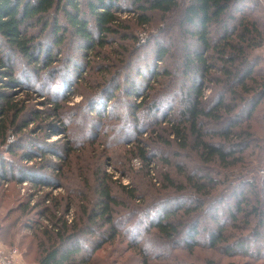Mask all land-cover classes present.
<instances>
[{
  "label": "rangeland",
  "instance_id": "obj_1",
  "mask_svg": "<svg viewBox=\"0 0 264 264\" xmlns=\"http://www.w3.org/2000/svg\"><path fill=\"white\" fill-rule=\"evenodd\" d=\"M260 1L263 7L256 4L253 8L254 3L251 2L247 4V8L252 9L249 13L253 18L259 20V25L264 32V0ZM120 14L122 18H129L131 15L124 12ZM176 16V13H170L165 20L150 27V31L156 30L152 33L155 35L157 32L156 37H150L151 34L147 29L131 22L133 27L126 31L129 37L122 40L119 38L120 36H111L109 45L98 50L99 58H96L98 54L93 58L90 57V63L86 61L87 59L81 58L84 57L81 49L85 48H78V45L82 40L75 38L73 29L70 26L67 27L65 16L60 13L58 21L59 26L65 30V34L62 35L64 43L53 47L52 54L61 58V61L63 58V62L56 59L52 71H36L35 73L25 71L27 65L30 66L27 64L24 68L26 59H23L17 50L10 51L4 43L5 47H2V52L15 64L17 72L27 77V82L31 85L29 88L23 85L6 89L5 82H8V79L4 77L0 81V89L14 94L17 99L25 100L27 104V108L20 118V121L24 120L27 126L24 127L20 135H16L15 131H12L9 134L7 146L0 150V157L10 160L7 170L11 168L12 171H8L5 177H0V225L7 226L5 234L4 232L1 234V230L0 234L6 247H13L10 245L15 242L13 245L19 248L25 258L24 250H21L19 244L23 241L28 245L31 238L36 239L34 229L27 225L34 223L33 226L39 224L40 228L53 227L50 217L42 214L43 207L49 206L52 211L57 212V215L63 214L70 224L75 222L78 231H83L84 234L79 238L84 243L86 242L82 253V257L88 259L86 264H144L141 262L142 253H138V248H141V251L146 250L147 264H264L262 259L254 261L251 256L238 252H227L224 242L218 244L217 247L212 246L208 241V233H206V231L210 232L213 228H217L216 224L220 222H224L225 237L229 238L232 243L238 239V236L244 237L251 233L250 227L254 228L258 220L253 214L247 217L245 210L238 212L236 220L231 224L229 210L230 208L235 209L233 194L237 190L245 191L250 206H254L260 200L264 209V193H262L261 199L257 198L251 188L244 185V180H242L244 177L254 178L258 183L256 184L258 188L264 187V98L251 116L249 114L250 102L245 105L240 104L236 110V113H239L237 119L241 121L238 124L240 125L238 129H248L251 138H253L243 151L239 149L237 154L242 156L243 160L237 166L226 168L218 160L210 161L208 164L191 146L182 148L176 141L167 143L161 139L154 140L148 133L141 136V142L150 159L147 163L135 153V149H130L135 140H140L137 131L142 125H135L132 119L133 103L123 95L124 86L128 80H131L132 84L130 85H133L136 83L135 79L138 78V75L143 77V72L150 70L149 68L152 66H154V70L157 69L158 75L153 79L152 85L160 90L157 101L162 107L158 109L157 113H154L155 110L146 111L147 107H144L141 111L139 110L138 116L140 117L137 119H140L139 121H142L144 125H149L148 131L155 128L157 132L161 133L163 127L159 126V123L154 124L152 119L160 115L159 111L163 112V105L171 103L170 109L166 112H168L167 118L172 120L179 118V112L185 105L186 91L190 88L191 77L194 74H186L184 71L183 57L188 50L193 51L198 47L195 40L185 35L184 30L179 27V20ZM161 24L165 26L164 35L158 32V27ZM91 30L93 33L95 31L96 35V30L93 27ZM29 31L37 37V43L42 41L40 44L43 47L44 40L49 42L55 40L53 34L50 33L51 27L45 30L42 25H37ZM211 35L216 41L221 38L219 30L213 29ZM68 42H71L69 47H67ZM157 46H165L170 49L167 57L163 60L154 58ZM55 48L56 50H54ZM123 51H126L125 57L122 55L125 59L124 63L120 61L122 58L119 57ZM90 52L92 51L90 50ZM70 54L74 55L75 59H82L88 65L84 68L83 76L78 82L75 92L65 99L62 97L57 99L63 104V120L60 123L55 119V114L50 110L51 105L47 103V100H54L52 94L54 88L59 85L55 80L58 72L63 74L68 68L66 80L70 79L69 71L73 68V57ZM136 54L139 57L137 60H135ZM252 55L260 57L259 62L254 64L253 70L257 77L264 80V41L259 48L252 52ZM218 64L220 66L221 62ZM62 65H65L64 70H58L57 67ZM165 69L169 70L171 76H161L160 72ZM219 72L213 70L214 76L222 78ZM117 73L119 79L116 80L119 84L116 87V95L114 94L112 98L114 112L103 116L95 111L93 114L90 111L86 114L82 107L87 101V97L93 92H99V89L104 87L105 80L107 78L109 81L112 80ZM123 73L126 74V77ZM34 74H36L35 77ZM162 75L165 74L162 73ZM214 76L210 77L213 81L206 79L209 81L204 89L206 107H210L213 100L215 101L217 96L222 94L223 85H219ZM114 85V83L111 84V86ZM29 89H32V93L29 92ZM133 99H135L134 96ZM228 121L229 119L225 120L223 125ZM216 127L217 124L207 122L204 125V130L209 132ZM85 128L87 132L83 131ZM234 129L237 130L236 127ZM47 134H50V137H47ZM205 137L210 142L219 143L221 141L220 138L211 135ZM8 145L17 147L15 154L7 152ZM69 145L74 147L73 151H67ZM28 154L34 157L30 158ZM164 161L168 163H164ZM101 169L112 175L115 181L112 184V192L119 202L114 206L112 224L117 235L111 241L108 240L111 234V225L103 221L95 225H91L89 222V215L91 216V212L98 204L96 174ZM184 171L187 174L201 175L203 182H207L206 187L212 190L211 195L213 196L200 198V202L205 208L209 206L208 211L191 219H185V223L180 227V234L176 236L178 239L165 240L156 232L155 228L148 231L151 217L155 216L154 212L162 216L166 209L173 208L176 203V201L165 202L163 200L172 194H182L183 197H178L177 202L189 204L188 206H193L198 202L194 198V194H196L194 188L189 185H181V183L187 182ZM170 176L179 184L167 188L163 179ZM14 178L21 181L18 182ZM228 178L233 179L232 184L230 186L222 185ZM38 180L42 183V187L35 188L33 184ZM210 180L217 182L208 185ZM182 188L183 190L180 191ZM131 189L134 195L128 193ZM220 195L227 197L217 198ZM56 197L60 205L58 210L55 209L57 207L53 200ZM29 198H33L32 205L33 202L40 205H36L30 215L23 216L17 205L19 202H27ZM145 207L150 209L142 211ZM6 214L8 216L2 219ZM183 214L180 211L176 216L175 220L179 225H181L180 219L185 217ZM14 220L19 223L18 228H13L11 231L10 227ZM193 221L198 223V232L196 233L198 243L189 248L184 244V241L185 236L189 233V228L193 227L190 223ZM247 222L250 224L246 225ZM92 229L95 230L94 235H88L89 230ZM15 231L16 236L11 234ZM39 237H42V233L39 234ZM42 238L45 239V237ZM253 238L256 239L252 237L251 242H254ZM18 239L21 241L19 242ZM92 240L97 241L100 247L94 249L91 255L86 256L90 254ZM258 241L259 244L264 245V239L259 238ZM249 244L252 243L249 242ZM34 255L35 251H31L28 257L30 261H33ZM262 256H264V250Z\"/></svg>",
  "mask_w": 264,
  "mask_h": 264
},
{
  "label": "trees",
  "instance_id": "obj_2",
  "mask_svg": "<svg viewBox=\"0 0 264 264\" xmlns=\"http://www.w3.org/2000/svg\"><path fill=\"white\" fill-rule=\"evenodd\" d=\"M251 2L254 3L253 8L256 4L259 7H263L260 0H0V81L4 77L8 79V82H5L6 89L23 85L27 88L31 86L27 82V77L17 72L15 64L2 52V47H5V44L10 51L17 50L23 59H26V61L24 60V68L27 64L30 66L28 67L27 65L28 69L26 68L25 71L35 73L36 71H52L54 69V61L56 59L61 61V58H57L56 55L52 54V48L56 45H61L64 40L62 35L65 34V30L59 26L58 16L60 13L65 16L67 27L70 26L73 29L75 38L82 40L78 48H85L81 49L85 58L82 55L80 56H82L83 60L87 59L86 61L89 62L90 57L93 58L99 53V49L101 50L109 45L111 36H120L119 38L122 40L128 38L129 34L126 31L133 27L131 22L147 29L151 34L150 37H156L157 32L155 35L152 34L156 30L150 31V27L156 25L159 21L165 20L170 13H176L179 27L184 30L185 35L195 40L198 47L193 51L188 50L183 57L184 71L186 74H194L191 77L190 88L186 91L185 105L181 108L180 116L177 120L167 118L168 112L166 111L170 109L171 103L163 105V112L159 111L160 115L152 119L155 122L154 124L159 123V126L163 127L161 133L157 132L155 128L148 131L149 125H144L142 121H139L140 119H137L140 117L138 116L139 110L141 111L144 107H147L146 111L155 110L156 112L154 113H157L158 109L162 107L157 101V95L160 90L154 88L155 85H152L153 79L158 75L157 69L154 70V66H152V68H149L150 70L143 72V77L138 75V78L135 79L136 83L133 85H130L132 81L128 80L125 86L123 85V95L133 103L132 119L135 125H142L137 131L140 140H135L130 149H135V153L140 155L147 163L150 159L144 144L141 142V136L148 133L154 140L161 139L167 143L176 141L182 148L191 146L202 160L208 164L210 161L218 160L226 168L237 166L243 160V157L237 154L240 151L239 149L243 151L253 138H251L248 129H238L240 126L238 124L241 121L237 119L239 113H236V110L240 104L245 105L250 102L249 114L251 116L264 98V80L257 77L253 70L254 64L259 62L260 57L252 55V52L262 45L264 32L259 25V20L253 18L249 13L252 9H248L247 4ZM121 12L130 13L131 15L129 18H122ZM37 25H42L45 30L51 27L50 33L55 38L54 42L44 40V47L40 44L42 41L37 43V37L29 31ZM92 27L96 30V35L95 31L93 33L91 30ZM164 27L163 24L158 27V32L162 35L165 33ZM213 29L220 32L221 38L218 41L214 40L211 35ZM69 45L71 46V42H68L67 47ZM156 49L154 58L158 60L166 58L170 50L165 46H157ZM125 53L126 51H123L121 56H119L122 58L120 61L123 63L125 59L122 55L125 57ZM99 55L96 58H99ZM137 55L135 60L139 59ZM71 57H73V68L69 71L71 73L70 79L66 80L68 78V73H66L68 68L63 74L58 72L55 80L59 85L54 88V93L52 94L54 100H47V103L51 105L50 110L55 114V119L60 121V123L63 120V104L58 102L57 99L59 97L65 99L75 92L77 84L83 76L84 68L88 65L82 59H75L74 55H71ZM61 62H63V58ZM219 62H221L220 66ZM64 66L57 67V69L64 70ZM137 70L140 71L139 68ZM213 70L220 71L219 74L222 75V78L214 76ZM162 73L165 75H162ZM160 74L164 77L169 76L171 73L168 69H165ZM35 76L36 74H34ZM124 76L126 77V74ZM211 76L212 78L214 76L216 82L219 85H223V88L222 94L219 97L217 96L215 101L213 100L210 107H206L204 89L209 83L206 79L213 81L210 78ZM116 79H119L118 73L110 81L107 78L104 82V87L99 89V92H93L87 97V101L82 107L86 114L89 111L93 114L95 111L100 116H103L114 112V106L112 105L114 101H112V98L114 94L116 95V87L119 84ZM112 83L115 85L111 86ZM29 92L32 93V89H29ZM125 92L128 94L126 95ZM225 92L228 94H224ZM133 96L135 99H133ZM26 108L25 100L17 99L14 94L12 95V93H7L6 90L0 89V150L7 146L8 137L12 131H15L16 135H20L24 127L27 126L24 120L20 121ZM227 119H229L228 123L223 125ZM207 122H213L215 125L217 124V127L208 132L204 130V125ZM235 127L237 130L234 129ZM86 130L85 128L83 131ZM47 135V137H50V134ZM206 135L220 138L221 141L219 143L210 142L206 139ZM73 149V146H67L68 152L73 151ZM15 150H17V147L8 145V153L15 154ZM28 155L30 158L34 157L31 154ZM9 162L10 160L0 157V177H5L8 171L12 172L11 168L7 170ZM164 163L168 162L164 161ZM184 173L186 174L187 182L181 183V185L193 187L196 191L194 198L198 202L193 206L177 202L178 197H183L182 194H172L169 198L163 200L165 202L168 200L176 201V203H174L173 208L166 209L162 216L154 212L155 216L151 217L148 231L151 228H155L156 232L162 238L164 237L165 240L177 238L176 236L180 234V227L185 223V219H191L204 211H208L209 206L205 208L201 204L200 198L213 196L211 195L212 190L206 187L207 182H203L201 175H193L195 173L187 174L185 171ZM96 177L98 179L96 186L98 204L95 210L91 212V216L89 215V222L91 225H95L103 221L111 225L110 238L108 237V240L111 241L117 235L116 229L112 225L114 206L119 204L112 192V184L115 181L111 174L102 169L97 172ZM14 179L18 182L21 181L17 178ZM242 180H244L243 184L251 188L257 198H262L264 187L258 188L256 185L258 183L255 182L254 178L244 177ZM35 182H37L33 184L35 188L42 187V183L39 180ZM215 182L217 181L210 180L208 185ZM232 182L233 179L228 178L222 185L230 186ZM163 183L167 188L175 187L179 184L171 176L165 177ZM182 190L183 188L180 189V191ZM128 193L133 194V190H129ZM233 195L235 209L230 208L229 210L231 224L236 220L237 213L244 210L247 217L251 214L256 215L257 224L254 228L250 227V234H246L244 237L240 235L232 243L229 238L225 237L224 222L217 223V228H213L210 232L206 231L208 233V241L214 247L224 242L226 243L224 248L227 252H238L251 256L254 261L259 259L264 261V256H262L264 245L259 244L258 241L259 238L264 239L263 204L258 200L257 204L250 206L245 191L237 190ZM224 197L227 196L220 195L217 198ZM32 199L29 198L27 202H19L17 205L23 216L30 215L32 209L34 211V207L37 204L33 202V206L31 204ZM53 200L57 207L55 209L58 210L60 206L59 200L57 197L53 198ZM146 209L150 208L145 207L142 211ZM180 211L185 216L179 221L181 225L175 220ZM42 214L50 217L53 227L40 228L39 224L33 226L34 223L27 225L34 229L36 239H33L34 237L31 238L28 245L23 241L19 244L21 250H24L26 261L37 264H86L88 259L82 257L86 242L84 243L79 238L84 233L83 231H78L77 224L75 222L70 224L63 214L57 215V212L52 211L49 206L43 207ZM7 216L8 214L4 215L2 219ZM190 223L193 227L189 228L184 244L192 248L194 244L198 243L196 239L198 236L196 235L198 223H195V221ZM18 224L14 220L10 227L11 231L13 228L17 229ZM248 224L250 222H247L246 225ZM6 227L5 225H0L1 234L3 232L5 234ZM89 231L88 235H94V229ZM190 232H193V234H190ZM40 233L45 239L39 237ZM11 234L17 235L16 231ZM252 237L256 238L255 240L253 238L254 242L250 241ZM18 240L19 242L21 241V239ZM249 242L252 244L250 245ZM14 243L9 245L14 246ZM99 247L100 245L97 244V241L92 240L90 254L86 256L91 255L94 249ZM31 251H35L33 261L28 258ZM137 251L142 253L141 262L147 264L146 250L143 249L141 251V248H138Z\"/></svg>",
  "mask_w": 264,
  "mask_h": 264
},
{
  "label": "built area",
  "instance_id": "obj_3",
  "mask_svg": "<svg viewBox=\"0 0 264 264\" xmlns=\"http://www.w3.org/2000/svg\"><path fill=\"white\" fill-rule=\"evenodd\" d=\"M9 140V139H8ZM0 264H22V254L17 246L6 247L0 234Z\"/></svg>",
  "mask_w": 264,
  "mask_h": 264
},
{
  "label": "crops",
  "instance_id": "obj_4",
  "mask_svg": "<svg viewBox=\"0 0 264 264\" xmlns=\"http://www.w3.org/2000/svg\"><path fill=\"white\" fill-rule=\"evenodd\" d=\"M22 264H37V263H28L25 258L22 256Z\"/></svg>",
  "mask_w": 264,
  "mask_h": 264
}]
</instances>
